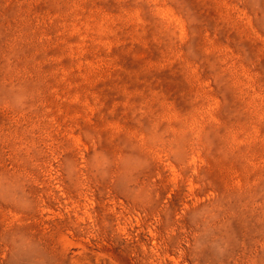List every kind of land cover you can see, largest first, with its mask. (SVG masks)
<instances>
[{
    "label": "rangeland",
    "instance_id": "374dc122",
    "mask_svg": "<svg viewBox=\"0 0 264 264\" xmlns=\"http://www.w3.org/2000/svg\"><path fill=\"white\" fill-rule=\"evenodd\" d=\"M0 264H264V0H0Z\"/></svg>",
    "mask_w": 264,
    "mask_h": 264
}]
</instances>
